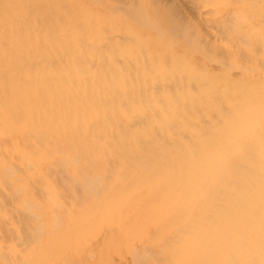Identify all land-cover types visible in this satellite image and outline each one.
Listing matches in <instances>:
<instances>
[{"label": "bare ground", "instance_id": "6f19581e", "mask_svg": "<svg viewBox=\"0 0 264 264\" xmlns=\"http://www.w3.org/2000/svg\"><path fill=\"white\" fill-rule=\"evenodd\" d=\"M214 1L200 55L153 7L0 0V264H264V0Z\"/></svg>", "mask_w": 264, "mask_h": 264}, {"label": "rangeland", "instance_id": "374dc122", "mask_svg": "<svg viewBox=\"0 0 264 264\" xmlns=\"http://www.w3.org/2000/svg\"><path fill=\"white\" fill-rule=\"evenodd\" d=\"M84 1H90V0H84ZM123 1V2H122ZM139 1V2H138ZM142 1H143V3H142ZM149 1V2H148ZM161 1L163 2V0H156V1H154V0H115V2H114V0H101V3L103 2L104 4H106V5H104V7L107 9L106 11H109L108 13H107V15L109 16V17H111V18H113V19H121V20H123V21H126V22H134V18H130L129 16H131L130 14H128V12H126L125 10H128V9H132V10H134V11H136L137 9V11H141V9H142V11L143 12H145L147 15H152V17H153V15H157V14H155L154 12V10H156V13H158L157 12V10L160 12L159 13V15L161 16H158V18H163V19H165L168 15V18L167 19H165L166 21V23H168L167 25L170 27V25H172V27L171 28H169L168 29V31L171 33V34H174V33H176L177 32V28H178V26L176 25V27H175V24H178V25H182V28H185V32H184V34H182V37H184L185 36V33H187L188 32V34L190 35L191 33L190 32H192V38L193 39H195L196 40V42H197V48H198V50L200 51V55H201V51H202V49L206 46V44H207V41H209V39L207 38L206 39V33H207V35H209V38L210 39H212V38H214V36L216 35V34H214L211 30H213V27L211 26L212 25V23L214 24V21H213V18H212V16L210 15L209 17L207 16V15H209L210 14V9H211V6L214 8V6L212 5V3L211 2H214V3H217L216 1H214V0H209V1H211V2H208V0H202L203 1V3H202V1H200V0H192V1H184V0H180L181 2L183 1V3H184V7H185V9L187 8V10H185L184 9V7L181 5V4H183V3H181L180 1H177V0H164V2L163 3H161ZM166 1V2H165ZM197 1V2H196ZM99 2V1H98ZM108 4H107V3ZM119 2H122V3H119ZM129 4H128V3ZM140 2L142 3V5L140 4ZM152 2V3H151ZM120 5H119V4ZM124 3H125V5H124ZM139 3V4H138ZM173 3V4H172ZM179 3H181V4H179ZM191 4V6H190V4ZM199 3V4H198ZM208 3V4H207ZM115 5V6H113V5ZM126 4H128V5H126ZM159 4V5H158ZM167 4V5H166ZM172 4V5H171ZM179 4V5H178ZM210 4H211V6H210ZM109 5V6H108ZM139 5H141V6H139V8H137ZM158 5V6H157ZM169 5H171V6H169ZM174 5V6H173ZM179 6V7H176V6ZM188 5V6H187ZM204 5V6H203ZM119 6H120V8H119ZM125 6V7H124ZM127 6V7H126ZM147 7V9H145L146 7ZM162 6L166 9V12L167 13H164L163 14V12H165V9L164 8H162ZM181 6V7H180ZM202 6V7H201ZM208 6V7H207ZM148 7H150V8H148ZM153 7V11L154 12H151L152 11V8ZM192 7V8H191ZM161 8V9H160ZM173 8V9H172ZM180 8H182L183 9V11H185V12H182V10L180 9ZM190 8V9H189ZM201 8V9H200ZM203 8V9H202ZM114 9V11H112ZM119 9H120V11H119ZM125 9V10H124ZM144 9V10H143ZM148 9H150V10H148ZM164 9V10H163ZM168 9V10H167ZM171 9V10H170ZM177 9V10H176ZM175 10V11H174ZM189 10V12H187ZM194 12H193V11ZM115 11H119L118 13L117 12H115ZM161 11H163V12H161ZM112 12V13H111ZM115 12V13H114ZM170 12V13H169ZM197 12V13H196ZM200 12V13H199ZM209 12V14H206V13H208ZM119 13H120V15L121 14H123V15H125L126 17H123V16H121L120 18H119ZM186 14V16H185V14ZM193 13H194V15H193ZM201 13H205L204 14V16L201 14ZM115 14V15H114ZM128 14V15H127ZM170 14H171V18H170ZM181 15V16H179V15ZM198 14H199V17H200V20L198 19ZM201 14V15H200ZM114 15V16H113ZM173 15V16H172ZM206 15V16H205ZM177 16V17H176ZM190 16V17H189ZM194 16H196L197 18H195ZM182 17V18H181ZM186 17V18H185ZM153 18H155V17H153ZM156 18H157V16H156ZM155 18V19H156ZM170 18V19H169ZM177 18H179V19H177ZM197 19L196 20V25L197 26H195L194 25V20L192 21V19ZM127 19V20H126ZM184 19V20H183ZM188 19H189V22H188ZM203 19H204V22H203ZM174 20H176V21H174ZM199 20V21H198ZM171 21H173L172 22V24H171ZM181 21V22H180ZM117 22V24L119 25V20H117L116 21ZM169 22H170V24H169ZM204 23V24H203ZM206 23V24H205ZM131 24H135V23H131ZM183 24H185L184 26H183ZM188 25V27H187V29H186V26ZM202 25V26H201ZM205 25V26H204ZM198 26H201L202 28H203V26H204V28H206L205 29V31L203 32L202 30H204V29H200ZM173 27H174V29H173ZM194 27V28H193ZM195 27H198L199 29H197V28H195ZM190 28H192V30L190 29ZM216 28V27H215ZM193 29H195V30H193ZM208 29V30H207ZM188 30V31H187ZM201 30V31H200ZM183 31V30H182ZM207 31V32H206ZM212 32V33H209V32ZM193 32H195L194 34H193ZM203 32V33H202ZM206 32V33H205ZM195 34H197V36L195 35ZM202 34V35H201ZM194 35H195V37L196 38H194ZM191 36V35H190ZM198 36H202V38L200 37V39H199V37ZM204 36V37H203ZM211 36V37H210ZM213 36V37H212ZM203 38H205V39H203ZM216 38V37H215ZM214 38V39H215ZM206 40V41H205ZM205 41V42H204ZM203 43H205V44H203ZM199 44H203L204 46L202 47L201 45L199 46ZM176 46V45H175ZM199 46V47H198ZM202 47V48H201ZM201 49V50H200ZM198 51V52H199ZM222 51V50H221ZM198 52H195L194 54L196 55V56H194V58H198V59H202L203 61L205 60L204 58H201L200 57V55L199 54H197ZM206 52V51H205ZM219 53V52H218ZM217 53V54H218ZM221 53V52H220ZM193 54V53H192ZM214 53H212V55H213ZM216 55V54H215ZM221 55V54H220ZM219 55V56H220ZM198 63H200V62H198ZM214 64V63H213ZM212 64V65H213ZM208 65H210V64H208Z\"/></svg>", "mask_w": 264, "mask_h": 264}]
</instances>
